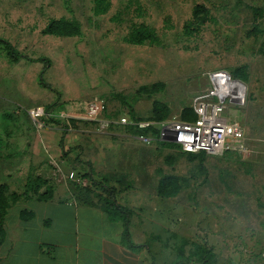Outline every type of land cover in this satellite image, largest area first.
Listing matches in <instances>:
<instances>
[{"label": "rangeland", "instance_id": "rangeland-1", "mask_svg": "<svg viewBox=\"0 0 264 264\" xmlns=\"http://www.w3.org/2000/svg\"><path fill=\"white\" fill-rule=\"evenodd\" d=\"M95 1L0 0V39L24 55L0 51V185L10 202L20 196L11 219L29 175L87 203L115 188L117 203L133 210V242L149 245L158 264H207L192 257L195 245L215 254L211 264H264V34L253 32L264 29V0H108L102 14ZM199 4L209 19L188 35ZM60 18L77 20L81 34L45 35ZM140 25L152 42H129ZM223 71L246 77L244 103L226 105L246 129L248 152L207 155L206 174L177 145L145 144L125 126L88 119L95 100L104 120L157 117L155 108L172 119ZM37 108L44 115L34 119ZM164 176L183 180L177 196H158Z\"/></svg>", "mask_w": 264, "mask_h": 264}, {"label": "crops", "instance_id": "crops-1", "mask_svg": "<svg viewBox=\"0 0 264 264\" xmlns=\"http://www.w3.org/2000/svg\"><path fill=\"white\" fill-rule=\"evenodd\" d=\"M57 189L46 200L23 198L14 220L9 211L0 264H158L149 245L123 244L124 225L111 221L98 200L87 203ZM22 210L33 218L23 221Z\"/></svg>", "mask_w": 264, "mask_h": 264}, {"label": "trees", "instance_id": "trees-1", "mask_svg": "<svg viewBox=\"0 0 264 264\" xmlns=\"http://www.w3.org/2000/svg\"><path fill=\"white\" fill-rule=\"evenodd\" d=\"M109 6L108 0H96L95 1V12L97 14L105 13ZM256 14L261 16V10L258 8L253 9ZM209 19V10L204 5H197L193 11V20L186 24L185 26V33L188 35H192L196 31V25L200 26L202 22H205ZM44 34L54 37H73L81 34V26L77 20H68L65 18L60 19H52L44 29ZM253 32L262 33L264 34V29H261L259 24L257 23L254 26ZM155 38L154 33L149 30V27L145 25H140L134 28L131 32L129 37V42L132 44L140 45L145 43L146 41H153ZM5 51V55L9 57L12 61H19L20 59L24 58V55L16 51L9 42L0 39V51ZM262 52L264 54V44L262 47ZM39 61L45 63V67L49 65V60L44 58H39ZM235 79L243 81L246 77L242 74L235 73ZM244 82V81H243ZM165 107H162L164 109ZM184 111V110H183ZM161 109L155 108V114L157 115L150 118H137L135 116H131L134 120H151V121H163V116L160 114ZM183 120H194L196 119V115L192 111V109L188 108V110L183 112L181 115ZM125 128L131 131L134 135H152L157 137L159 134V128L157 129L156 126H152L148 129H137L130 126H125ZM163 145H174V143L169 142H160ZM176 147H179L178 145ZM180 148V147H179ZM185 153V152H184ZM189 156V159L192 161L198 160L199 166L198 171L201 174H206V167L204 165L205 161L207 160L206 153H185ZM182 179L178 176H164L159 180L158 185V196L160 197H175L177 196L182 188ZM42 187H47L45 192H41ZM115 188H111L108 196L105 198H101L98 196V201L101 203L103 210L107 213L109 219L113 222H121L125 229L122 234V242L128 248H135V243L133 242L131 232L129 229L130 218L133 215V210L124 207L117 203L115 198ZM7 185L3 184L0 185V214L3 217V222L5 221V217L8 214L9 209L12 207L13 203L18 202L20 196L18 194H13L11 198V202L9 201L10 198L6 194ZM53 194V188L49 185L48 181L43 179L42 177L36 176L33 177L29 175L27 182L25 184V191L23 192V197L26 199L36 198L37 200H46L50 195ZM34 214L27 210H22L20 213V217L23 221H27L33 218ZM4 224V223H3ZM4 225L0 226V244L5 239V230L3 229ZM185 245H181L179 248V256H185ZM192 257H197L202 263L211 264L212 259L215 258V254L211 250H207L205 247L200 245H195L194 251L191 253ZM206 255V256H204ZM206 257V258H205Z\"/></svg>", "mask_w": 264, "mask_h": 264}, {"label": "built area", "instance_id": "built-area-1", "mask_svg": "<svg viewBox=\"0 0 264 264\" xmlns=\"http://www.w3.org/2000/svg\"><path fill=\"white\" fill-rule=\"evenodd\" d=\"M220 76L222 78L218 79ZM211 82L212 88L193 100L190 109L196 115L194 120H183L181 115L166 121H137L130 116H122L119 121L104 120L100 117L106 106L100 100L90 104L88 119L99 120L104 127L119 124L148 129L158 125L157 137L141 134L135 135V138L145 144H152L154 141L174 143L185 153H206L211 156H220L227 152L247 153L246 129L240 121L228 117L226 105L227 101L238 106L244 103L246 95L244 83L225 71L212 74ZM31 113L34 119L44 115L43 109L39 108Z\"/></svg>", "mask_w": 264, "mask_h": 264}, {"label": "bare ground", "instance_id": "bare-ground-1", "mask_svg": "<svg viewBox=\"0 0 264 264\" xmlns=\"http://www.w3.org/2000/svg\"><path fill=\"white\" fill-rule=\"evenodd\" d=\"M222 77L220 76V77H218V79H221Z\"/></svg>", "mask_w": 264, "mask_h": 264}]
</instances>
